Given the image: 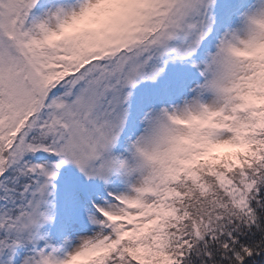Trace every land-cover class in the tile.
<instances>
[{"label": "snow or ice", "instance_id": "snow-or-ice-1", "mask_svg": "<svg viewBox=\"0 0 264 264\" xmlns=\"http://www.w3.org/2000/svg\"><path fill=\"white\" fill-rule=\"evenodd\" d=\"M0 264H264V0H0Z\"/></svg>", "mask_w": 264, "mask_h": 264}]
</instances>
